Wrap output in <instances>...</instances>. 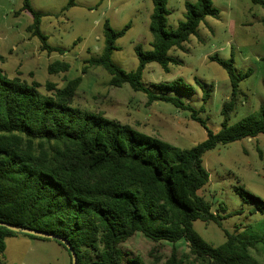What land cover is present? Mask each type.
I'll list each match as a JSON object with an SVG mask.
<instances>
[{
	"label": "trees",
	"instance_id": "16d2710c",
	"mask_svg": "<svg viewBox=\"0 0 264 264\" xmlns=\"http://www.w3.org/2000/svg\"><path fill=\"white\" fill-rule=\"evenodd\" d=\"M152 1L153 47L143 50L136 45L139 63L135 70L127 71L112 59L116 41L130 23L116 30L106 20L103 52L86 62L103 67L111 75V85L128 83L134 90L146 93L148 104L165 101L190 111L191 117L207 129V138L191 148H180L103 112L75 107L81 75L62 88L48 81L45 93L39 90L42 85L38 81L10 78L0 67V221L65 238L76 250L78 264H124L121 244L137 231L154 241H187L189 252L181 254L173 245L164 264H260L251 248L264 244V235L247 239L224 230L226 240L214 246L194 228V221L199 219L222 226L221 219L232 214L213 213L210 201L199 194L210 177L203 163L204 154L220 144L264 133V104L237 123H228L240 82L251 75L252 69L237 73L233 59H223L216 53L210 56L227 70L232 85L231 97L222 109V127L213 132L198 109L170 94L193 92L183 79L156 83L152 89L144 84L143 73L153 62L165 71H169L171 63H179L169 51L184 49V43L197 33L201 22L216 14L217 9L211 0L187 1L185 19L170 30L168 0ZM252 2L264 7V0ZM22 11L33 15L27 30L40 39L41 49L62 53V48L48 44L41 30L44 14L34 10L30 0H24L15 14ZM69 68L68 62L57 60L49 64L48 71L55 74ZM198 82L207 102L212 86ZM236 190L245 201L256 204L255 211L264 214V199L241 186H236ZM220 208L227 210L222 203ZM17 233L20 232L0 226V263L6 237ZM160 260L158 256L157 261ZM127 263L145 264L137 258H129Z\"/></svg>",
	"mask_w": 264,
	"mask_h": 264
},
{
	"label": "rangeland",
	"instance_id": "374dc122",
	"mask_svg": "<svg viewBox=\"0 0 264 264\" xmlns=\"http://www.w3.org/2000/svg\"><path fill=\"white\" fill-rule=\"evenodd\" d=\"M197 0H168L167 28L176 29L187 14L186 2ZM216 14L208 15L198 27L197 33L184 43V49H171L169 55L179 61L171 63L169 71L156 63L146 66L143 82L154 88L156 83L181 78L193 89L192 93L173 91L200 111L210 130L222 127L223 105L232 94L227 70L210 59L218 54L223 59H233L237 73L252 69L250 76L240 82V91L229 125L257 111L264 104V7L252 0H211ZM30 0L32 8L42 12L41 30L47 42L63 52L41 49V41L32 36L27 27L33 22L29 11H22L24 0H0V67L13 78L20 76L31 83H41L39 90L47 92L48 81L62 88L81 75L83 80L76 91L73 106L90 111H100L106 116L128 123L149 135L160 137L180 148H191L207 138V129L191 117V112L165 101L148 104L142 91L130 84L111 85V75L100 66H91L89 58L102 54L105 46L104 24L120 30L130 23L126 33L117 39L112 53L113 61L127 71L137 68L139 59L135 50L153 47L154 37L150 29L154 9L152 0ZM68 6V7H67ZM67 7V9H65ZM62 60L70 64L66 72L51 74L50 63ZM86 72L83 73V68ZM212 86L211 96L203 100V87ZM204 109L201 111V107ZM203 163L210 177L199 190L211 203L215 214L224 216L222 226L216 222L194 221L195 230L210 244L218 246L226 240L224 230L237 233L247 239L264 235V214L255 211L236 190L264 199V133L246 137L208 150ZM221 203L226 206L222 211ZM6 248L0 264H70L69 251L56 239H42L17 233L5 239ZM175 245L179 253L189 252L184 239L175 244L166 240L154 241L137 231L121 244L125 252L124 264L129 258H137L145 264H164ZM252 254L264 264V244L251 248ZM94 255V254H93ZM161 260L158 262L157 257Z\"/></svg>",
	"mask_w": 264,
	"mask_h": 264
},
{
	"label": "water",
	"instance_id": "95a60500",
	"mask_svg": "<svg viewBox=\"0 0 264 264\" xmlns=\"http://www.w3.org/2000/svg\"><path fill=\"white\" fill-rule=\"evenodd\" d=\"M0 226H5L8 229L13 230L15 232H20V233H25V234H29V235L38 236V237L59 240L70 251V254L72 257V264H78V254H77L76 250L74 249V247L72 246V244L68 240H66L65 238H63L57 234L50 233L47 231L37 230V229L31 228V227L18 226V225H14L12 223L4 222V221H0Z\"/></svg>",
	"mask_w": 264,
	"mask_h": 264
},
{
	"label": "crops",
	"instance_id": "0c3cea01",
	"mask_svg": "<svg viewBox=\"0 0 264 264\" xmlns=\"http://www.w3.org/2000/svg\"><path fill=\"white\" fill-rule=\"evenodd\" d=\"M263 21H264V17H263V19H262Z\"/></svg>",
	"mask_w": 264,
	"mask_h": 264
}]
</instances>
